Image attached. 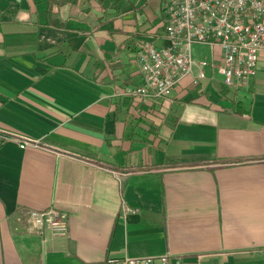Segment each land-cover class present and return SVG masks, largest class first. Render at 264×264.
<instances>
[{"label": "crops", "instance_id": "crops-1", "mask_svg": "<svg viewBox=\"0 0 264 264\" xmlns=\"http://www.w3.org/2000/svg\"><path fill=\"white\" fill-rule=\"evenodd\" d=\"M165 1L0 0V131L96 165L0 141V264H264V51L239 89L190 76L168 101L119 95L164 44ZM50 208L67 237L17 220Z\"/></svg>", "mask_w": 264, "mask_h": 264}, {"label": "built area", "instance_id": "built-area-1", "mask_svg": "<svg viewBox=\"0 0 264 264\" xmlns=\"http://www.w3.org/2000/svg\"><path fill=\"white\" fill-rule=\"evenodd\" d=\"M164 44L146 43L138 55L141 82L128 86L119 95L135 104L168 101L186 77L198 92L215 76L227 88L239 89L255 78L264 51V0H166L164 4ZM194 46L208 48V55L196 58ZM199 56V57H200ZM212 72V76L208 75ZM0 141H13L96 166L90 158L50 147L38 140L0 131ZM18 222L28 232L67 237L69 221L53 208L21 211ZM105 264H187L171 254L149 257L109 258Z\"/></svg>", "mask_w": 264, "mask_h": 264}, {"label": "rangeland", "instance_id": "rangeland-1", "mask_svg": "<svg viewBox=\"0 0 264 264\" xmlns=\"http://www.w3.org/2000/svg\"><path fill=\"white\" fill-rule=\"evenodd\" d=\"M193 53H194L196 58L197 57L201 58L200 55H203V57H205V55H207V53H208V48L204 47V46H194L193 47Z\"/></svg>", "mask_w": 264, "mask_h": 264}]
</instances>
